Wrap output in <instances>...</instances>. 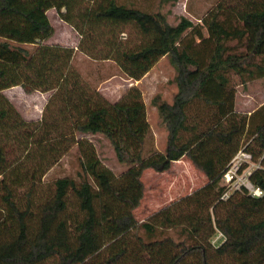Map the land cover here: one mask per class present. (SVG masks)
I'll return each mask as SVG.
<instances>
[{
    "label": "trees",
    "instance_id": "1",
    "mask_svg": "<svg viewBox=\"0 0 264 264\" xmlns=\"http://www.w3.org/2000/svg\"><path fill=\"white\" fill-rule=\"evenodd\" d=\"M52 8L79 33L77 49L44 42ZM77 50L135 80L169 57L177 91L170 102L152 98L168 130L164 151L145 155L152 128L141 89L108 101L74 67ZM235 77L244 87L264 78V0H220L200 22L176 24L134 2L0 0V264H264V104L237 111ZM17 85L52 91L41 120L5 95ZM78 134L103 135L128 168L117 176ZM75 145L78 178L43 182ZM243 148L263 194L221 199L223 173ZM184 157L206 183L139 221L143 173ZM169 229L179 238L158 236Z\"/></svg>",
    "mask_w": 264,
    "mask_h": 264
},
{
    "label": "rangeland",
    "instance_id": "2",
    "mask_svg": "<svg viewBox=\"0 0 264 264\" xmlns=\"http://www.w3.org/2000/svg\"><path fill=\"white\" fill-rule=\"evenodd\" d=\"M119 1L134 2L135 5L147 10L161 7L164 12L168 13V21L171 24H176L180 17L184 16L182 14L197 23L220 0H176L160 5L158 0ZM47 13L54 26V34L44 42L73 46L77 49L80 40L79 33L61 19L56 9L52 8ZM73 65L90 86L110 102L122 99L132 86H138L143 93L148 120L152 128V133L146 142L145 155L154 151L165 150L168 130L162 123L157 107L152 103V98L155 94H161L164 100L170 102L177 91L175 83L176 70L168 56L161 58L140 80L126 76L116 61L112 59H94L80 50L75 53ZM235 82H239L238 77H235ZM4 93L24 118L36 121L42 119L45 105L52 91L33 90L29 92L21 85H17L5 89ZM236 101L240 108L254 109L262 103L264 104V78L248 82L246 87L237 83ZM77 136L79 139H89L94 144L103 164L109 167L117 176H121L128 168L127 164L121 163L117 159L112 145L103 135L78 134ZM80 168L78 146L75 145L57 164L48 170L43 182L49 183L63 176L78 178ZM142 180L145 184L144 197L139 207L134 211L139 221L146 220L164 205L191 194L207 181L204 173L197 169L186 157L174 161L167 170L147 169L143 173ZM162 235H172L176 239L179 238L177 231L173 229L158 234V236ZM213 240L218 246L223 238L217 234Z\"/></svg>",
    "mask_w": 264,
    "mask_h": 264
},
{
    "label": "built area",
    "instance_id": "3",
    "mask_svg": "<svg viewBox=\"0 0 264 264\" xmlns=\"http://www.w3.org/2000/svg\"><path fill=\"white\" fill-rule=\"evenodd\" d=\"M256 167L258 165L253 162L252 153L244 148L239 150L223 173L222 179L227 187L221 199H228L234 192L241 190H246L253 196H261L263 190L250 180V175ZM219 235L223 236L222 233ZM213 243L215 244L214 240Z\"/></svg>",
    "mask_w": 264,
    "mask_h": 264
},
{
    "label": "crops",
    "instance_id": "4",
    "mask_svg": "<svg viewBox=\"0 0 264 264\" xmlns=\"http://www.w3.org/2000/svg\"><path fill=\"white\" fill-rule=\"evenodd\" d=\"M182 15H184V16H186L185 14H182ZM187 17V16H186ZM198 22H200V19L198 20ZM253 99H254V97H253ZM250 103H252V102H250ZM263 104V103H262ZM259 106H261V105H259ZM247 107V106H246ZM258 108V107H257ZM257 108H254V109H250V108H240L239 106H238V102L236 101V110L237 111H239V112H242V113H251V112H253L255 109H257Z\"/></svg>",
    "mask_w": 264,
    "mask_h": 264
}]
</instances>
